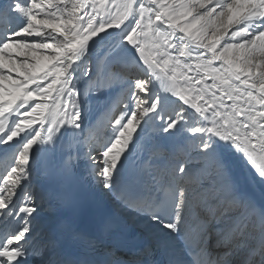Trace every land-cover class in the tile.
<instances>
[{"label":"snow or ice","instance_id":"6c2138e0","mask_svg":"<svg viewBox=\"0 0 264 264\" xmlns=\"http://www.w3.org/2000/svg\"><path fill=\"white\" fill-rule=\"evenodd\" d=\"M0 149V264H264V0H0Z\"/></svg>","mask_w":264,"mask_h":264},{"label":"bare ground","instance_id":"6f19581e","mask_svg":"<svg viewBox=\"0 0 264 264\" xmlns=\"http://www.w3.org/2000/svg\"><path fill=\"white\" fill-rule=\"evenodd\" d=\"M116 91H117L116 89H113L112 92L108 94L109 103H111L114 99H116ZM100 111H101V108L98 107L95 103V100H93L91 102L92 118L94 119L99 114ZM106 124H107V118L106 117L101 118V122L98 125V127L100 128L101 131L105 130ZM36 127L38 128V126H36ZM41 131H42V135L46 136V132L43 129H41ZM47 147H48V145H44V144L40 145L41 152H40V161L38 164V168L40 166L44 165L46 167V169H51L52 167L55 166V164L57 163V161L59 159V153L58 152L54 154V153L43 151V149H45ZM4 151H5V149H0V175L4 174V168H5V165L7 163V160L3 157ZM236 174H237V178L242 181V190L249 192L250 194L254 195L257 198V200H259L261 194L264 193V186L260 185L257 182L256 190L252 191V188L249 185V176L246 172H244L243 168H241L238 163L236 164ZM77 175H78V177L82 178L85 183L90 182L89 177L87 176L86 169L84 168L83 165L78 167ZM33 185H34V187L38 193L41 191H46V192L52 191V190H54V188L56 186L55 181L50 176H46L45 174L39 179L34 177L33 178ZM91 195L97 201H105L106 200V197L104 196V194H102L98 190H96V191L91 190ZM42 208H46V205H43ZM41 223L42 224L50 223L48 216H47V213L44 210L41 211ZM221 235H223V234L221 233ZM218 239H220V236L217 235L214 225H210V235H209V239H208V247H209V250L212 251L214 254L222 250V249L217 250V248L214 247V245L216 244ZM243 239H244V237L230 238L227 241L228 246L233 247L235 245H238L242 242ZM252 243H254V242L249 241L250 246ZM246 252H247L246 248L242 249L241 253L236 257V259H238V260L243 259ZM35 263L39 264L38 258L35 260Z\"/></svg>","mask_w":264,"mask_h":264},{"label":"rangeland","instance_id":"374dc122","mask_svg":"<svg viewBox=\"0 0 264 264\" xmlns=\"http://www.w3.org/2000/svg\"><path fill=\"white\" fill-rule=\"evenodd\" d=\"M217 250H220V249L217 248Z\"/></svg>","mask_w":264,"mask_h":264}]
</instances>
